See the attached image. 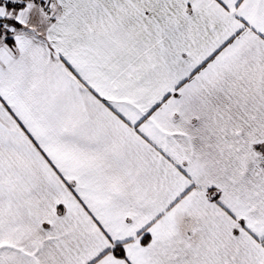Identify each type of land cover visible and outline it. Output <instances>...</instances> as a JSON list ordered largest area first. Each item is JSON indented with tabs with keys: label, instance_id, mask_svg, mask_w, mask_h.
<instances>
[{
	"label": "snow or ice",
	"instance_id": "snow-or-ice-1",
	"mask_svg": "<svg viewBox=\"0 0 264 264\" xmlns=\"http://www.w3.org/2000/svg\"><path fill=\"white\" fill-rule=\"evenodd\" d=\"M0 264H264V0H0Z\"/></svg>",
	"mask_w": 264,
	"mask_h": 264
}]
</instances>
